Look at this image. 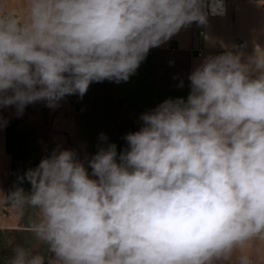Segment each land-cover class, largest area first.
<instances>
[{"label":"clouds","instance_id":"1","mask_svg":"<svg viewBox=\"0 0 264 264\" xmlns=\"http://www.w3.org/2000/svg\"><path fill=\"white\" fill-rule=\"evenodd\" d=\"M223 11L222 0H26L21 16L0 15V111L127 82L150 49ZM189 80L187 99L142 114L119 155L101 147L91 175L54 149L20 178L31 191L11 200L31 210L47 264H217L264 244V52L206 57ZM45 261L17 246L10 264Z\"/></svg>","mask_w":264,"mask_h":264},{"label":"trees","instance_id":"2","mask_svg":"<svg viewBox=\"0 0 264 264\" xmlns=\"http://www.w3.org/2000/svg\"><path fill=\"white\" fill-rule=\"evenodd\" d=\"M150 50L153 52L154 89L156 91L187 93L190 89V54L175 47L165 49L156 47ZM164 101L154 100L153 106L149 110L132 109L128 100L120 95L119 83L108 80L91 83L82 98L78 94L73 95L72 103L78 113L77 126L80 128L86 153L90 159L101 147H107L110 144L116 145L119 155L127 148L126 135L138 131L143 126L142 114L153 111ZM31 114V105H28L22 116L17 117L13 108L12 115L8 118L6 151L11 157L12 165L6 192L5 210L14 206L11 195L17 189L22 188L26 194L31 191L29 182L27 180L22 182L20 178L29 169H34L42 158L51 154V146L47 140L49 131L43 121L40 124H30L27 118ZM46 116L47 114L44 112V120ZM101 134L107 139L102 141ZM22 217L30 218L31 210L25 209ZM21 227L27 228V226ZM15 232L17 231L13 230L11 233ZM28 237L31 238L29 233ZM31 240H26L25 243L15 240L9 247L3 246L6 252L12 254L9 264L14 255V249L17 246L29 248ZM39 253H44L43 244L39 247Z\"/></svg>","mask_w":264,"mask_h":264},{"label":"crops","instance_id":"3","mask_svg":"<svg viewBox=\"0 0 264 264\" xmlns=\"http://www.w3.org/2000/svg\"><path fill=\"white\" fill-rule=\"evenodd\" d=\"M25 2L26 0H0V15L10 12L18 17L21 16ZM169 47H175L190 54V73L206 57L220 55L225 51L241 53L242 62H247L250 57L255 56L257 51L264 52V0H226L223 16L208 15L206 25L193 23L182 28L170 40L157 48ZM150 52L127 82H119L120 95L128 100L130 108L149 110L157 99H187L191 87L187 93L154 89L153 52L151 50ZM140 101H145L144 108H133V105H139ZM12 112L13 108H7L0 111V115L8 120ZM11 165V157L6 151V127H4L0 129V230L15 228L8 223L4 207ZM241 254L248 256L252 264H264V244L259 242L239 250L231 261H220L217 264H238L237 257Z\"/></svg>","mask_w":264,"mask_h":264},{"label":"rangeland","instance_id":"4","mask_svg":"<svg viewBox=\"0 0 264 264\" xmlns=\"http://www.w3.org/2000/svg\"><path fill=\"white\" fill-rule=\"evenodd\" d=\"M148 53L150 54L151 52L149 51ZM72 102L73 95L66 96L55 108L47 107L45 102H37L31 105L32 114L29 115L27 119L30 124H40L43 121V124L49 131L47 140L51 146V152L54 149L73 150L76 153L77 158L85 164V167L91 175V169L88 168L87 164L90 156L86 153V147L82 139L81 131L77 126L78 113H76L75 106ZM138 103L139 105L134 104L133 108H144L143 104L145 101H140ZM44 112L47 114L45 120L43 119ZM22 215L23 213L21 210L15 206H10L5 210L6 219L9 221L6 220V222L15 228H3L0 230V264H9V258H11L12 254L6 252L3 246L9 247V245H12V242L15 240L19 243H25L26 240L32 239L29 248L39 252L41 243L36 240L31 232L26 230L27 228L21 227L28 226L31 217L24 219ZM13 230H16L17 232L11 233ZM27 232L30 234L31 238L28 237ZM42 254L45 255V262H47L51 253H48L46 245H44V253Z\"/></svg>","mask_w":264,"mask_h":264},{"label":"built area","instance_id":"5","mask_svg":"<svg viewBox=\"0 0 264 264\" xmlns=\"http://www.w3.org/2000/svg\"><path fill=\"white\" fill-rule=\"evenodd\" d=\"M226 0H222V2H223V7H224V2H225ZM210 16H223L224 15V11H223V13L222 14H209ZM169 64H172V62H169Z\"/></svg>","mask_w":264,"mask_h":264},{"label":"flooded vegetation","instance_id":"6","mask_svg":"<svg viewBox=\"0 0 264 264\" xmlns=\"http://www.w3.org/2000/svg\"><path fill=\"white\" fill-rule=\"evenodd\" d=\"M52 254L49 255L48 259L52 258ZM48 262V261H47ZM47 262H45V264H47Z\"/></svg>","mask_w":264,"mask_h":264},{"label":"water","instance_id":"7","mask_svg":"<svg viewBox=\"0 0 264 264\" xmlns=\"http://www.w3.org/2000/svg\"><path fill=\"white\" fill-rule=\"evenodd\" d=\"M53 255V254H52Z\"/></svg>","mask_w":264,"mask_h":264}]
</instances>
